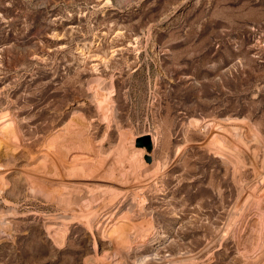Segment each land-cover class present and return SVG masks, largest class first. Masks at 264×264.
Returning <instances> with one entry per match:
<instances>
[{
  "label": "rangeland",
  "instance_id": "rangeland-1",
  "mask_svg": "<svg viewBox=\"0 0 264 264\" xmlns=\"http://www.w3.org/2000/svg\"><path fill=\"white\" fill-rule=\"evenodd\" d=\"M142 260L264 264V0H0V264Z\"/></svg>",
  "mask_w": 264,
  "mask_h": 264
},
{
  "label": "bare ground",
  "instance_id": "bare-ground-1",
  "mask_svg": "<svg viewBox=\"0 0 264 264\" xmlns=\"http://www.w3.org/2000/svg\"><path fill=\"white\" fill-rule=\"evenodd\" d=\"M98 99V98H97ZM96 99V100H97ZM105 102V101H104ZM96 104H97V106L98 107H100V108H102V101L101 100H97L96 101ZM106 107V106H105ZM240 121V120H239ZM238 121V122H239ZM237 122V121H236ZM68 123V122H67ZM62 126V125H61ZM62 128H64V127H62ZM56 129V128H55ZM242 129V128H241ZM78 130V129H77ZM222 130V129H221ZM224 130V129H223ZM242 132V131H241ZM217 133H219V131L217 132ZM235 134V133H234ZM67 135H65L64 137H66ZM218 136H220V134L218 135ZM221 136H222V133H221ZM219 138V137H218ZM221 138V137H220ZM63 139H65V138H63ZM74 140V139H73ZM67 141V140H66ZM150 141H151V144H152V149H153V144H155V141H154V138L153 137H151V139H150ZM60 142H62V141H60ZM59 144V143H58ZM70 145H72V144H70ZM63 147V146H62ZM52 148V147H51ZM65 148V147H64ZM70 148V147H69ZM68 148V149H69ZM57 149H58V145L57 144H55L54 146H53V148H52V150L54 151V152H56L57 151ZM143 149V153H144V148H142ZM62 151V150H61ZM224 150H219V152H223ZM70 152V151H69ZM58 153V152H57ZM67 154H65V153H62L63 155H70V153H68V152H66ZM62 154H60L61 155V157H62ZM52 155H53V157H54V154L52 153ZM56 155V154H55ZM55 158H57V156L55 157ZM61 158L59 157V159L58 160H60ZM64 159H62V161H63ZM52 161H54V160H52ZM62 161H60V162H62ZM99 162V161H98ZM109 162V161H108ZM110 163V162H109ZM151 162H148L147 164H150ZM154 163V162H153ZM152 163V164H153ZM106 164V163H105ZM97 165V164H96ZM127 165V164H126ZM53 167V166H52ZM98 167V166H97ZM100 167H101V165H100ZM106 167V166H105ZM149 168H152L151 166H149ZM149 168H145V167H140L139 169H140V174L142 173L143 175H147V171H148V169ZM93 169V168H92ZM94 169H96V168H94ZM103 169V168H102ZM109 169V168H108ZM108 169H106V170H108ZM102 171V170H101ZM77 172V171H76ZM74 173V172H73ZM91 173V172H90ZM94 173V172H93ZM96 173H99V172H96ZM107 173V172H106ZM64 174V173H63ZM66 174V173H65ZM101 174V173H100ZM106 175V174H105ZM138 176V175H137ZM142 176V175H141ZM103 177V176H102ZM144 177V176H143ZM148 178V177H147ZM142 181V180H141ZM101 182V181H100ZM136 182V181H135ZM122 183H123V181H122ZM142 184V183H141ZM101 185H103L102 183H101ZM137 185H139L140 186V183L139 184H137ZM104 186V185H103ZM123 190H118V192H123V195H127V193H128V190L124 187V184L122 185V186H120ZM86 189V188H85ZM100 189H105V187H103V188H100ZM99 190V189H98ZM101 191V190H100ZM97 192H99V191H97ZM96 192V193H97ZM99 194H100V192H99ZM96 195V194H95ZM119 196V195H118ZM105 197V196H104ZM116 197H117V195H116ZM105 198H107V197H105ZM101 199V198H100ZM116 199H118V198H116ZM257 207V206H256ZM261 207H263V206H261ZM253 209V208H252ZM111 213H109L108 215H110ZM241 217V216H240ZM246 224V223H245ZM135 226H137V222L136 223H132L131 224V226H128V227H126V228H121V229H115V231H112V232H114V236H115V238L117 237V238H119V240H121L123 243H127V242H129V243H131L132 242V240H133V237L135 236H133V233L135 232L134 231V228H135ZM243 234V233H242ZM136 237V236H135ZM127 245V244H126ZM129 245V244H128ZM151 258H154V257H151ZM111 259V258H110ZM146 260V259H145ZM155 260V259H154ZM142 261H144V260H142ZM140 264H148V263H145V261L144 262H140ZM160 264V263H159Z\"/></svg>",
  "mask_w": 264,
  "mask_h": 264
},
{
  "label": "water",
  "instance_id": "water-1",
  "mask_svg": "<svg viewBox=\"0 0 264 264\" xmlns=\"http://www.w3.org/2000/svg\"><path fill=\"white\" fill-rule=\"evenodd\" d=\"M143 141L145 142V144H146L147 146L150 145V140H149V137H148V136H144Z\"/></svg>",
  "mask_w": 264,
  "mask_h": 264
}]
</instances>
